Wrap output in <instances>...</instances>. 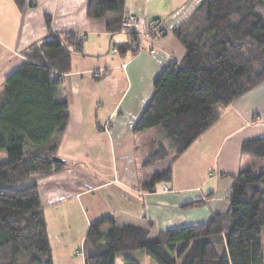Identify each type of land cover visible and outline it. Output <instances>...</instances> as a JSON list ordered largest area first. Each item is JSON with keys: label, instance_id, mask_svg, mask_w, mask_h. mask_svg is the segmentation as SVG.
<instances>
[{"label": "trees", "instance_id": "16d2710c", "mask_svg": "<svg viewBox=\"0 0 264 264\" xmlns=\"http://www.w3.org/2000/svg\"><path fill=\"white\" fill-rule=\"evenodd\" d=\"M87 15L106 18L109 31L122 30L126 0H89ZM129 33L136 41L138 34ZM175 33L185 55L156 77L134 127L136 133L160 127L168 139L146 162L169 159L144 183L150 191L172 178V163L219 119L218 105L264 81V0H203ZM83 47L76 33L32 43L0 91V151L7 153L0 162V264H54L39 179L67 164L54 161L69 119L68 101L60 96L72 54ZM242 152L264 158V136L245 141ZM231 176L228 212L203 223L152 237L149 228L116 226L112 215L91 221L85 264H117L121 252L123 264H142L133 254L140 251L156 264H264V170Z\"/></svg>", "mask_w": 264, "mask_h": 264}, {"label": "crops", "instance_id": "0c3cea01", "mask_svg": "<svg viewBox=\"0 0 264 264\" xmlns=\"http://www.w3.org/2000/svg\"><path fill=\"white\" fill-rule=\"evenodd\" d=\"M202 1L126 0V13L157 19L162 29L134 41L128 31H109L106 18H90L89 0H27L23 8L0 0V91L32 43L63 33L84 39L60 96L68 101L69 119L57 153L67 164L39 179L54 264H85L84 241L97 218L112 215L116 226L149 228L152 237L203 223L228 212L232 174L264 170V158L242 152L245 141L264 136L263 81L218 105L219 119L172 163L170 180L151 191L144 186L166 166L146 165L158 149L147 130L134 127L156 77L183 59L175 29ZM196 201L202 203L192 205Z\"/></svg>", "mask_w": 264, "mask_h": 264}, {"label": "rangeland", "instance_id": "374dc122", "mask_svg": "<svg viewBox=\"0 0 264 264\" xmlns=\"http://www.w3.org/2000/svg\"><path fill=\"white\" fill-rule=\"evenodd\" d=\"M219 107V106H218ZM148 141L149 144H152L154 147L159 149L160 144H167L168 139L166 138V135L162 128L156 127L154 129H148ZM7 159V153L5 150L0 151V162ZM160 163H164L165 166L168 165L169 160L166 159L165 162L160 161ZM156 166L154 168H151L150 170H155ZM125 253L121 252L118 256L117 259V264H123L122 257L124 256ZM135 256H138L139 260L141 261L142 264H156L150 257L144 253V251H140L139 253H133ZM56 264H64V263H56Z\"/></svg>", "mask_w": 264, "mask_h": 264}, {"label": "built area", "instance_id": "2783aa9c", "mask_svg": "<svg viewBox=\"0 0 264 264\" xmlns=\"http://www.w3.org/2000/svg\"><path fill=\"white\" fill-rule=\"evenodd\" d=\"M123 30L134 32L138 36L144 37L147 33L155 32L157 29L153 20H148L144 16L126 13L123 20ZM95 75L97 76L99 73ZM164 190H168V187L164 186Z\"/></svg>", "mask_w": 264, "mask_h": 264}, {"label": "water", "instance_id": "95a60500", "mask_svg": "<svg viewBox=\"0 0 264 264\" xmlns=\"http://www.w3.org/2000/svg\"><path fill=\"white\" fill-rule=\"evenodd\" d=\"M54 161L62 162V159L59 157H54Z\"/></svg>", "mask_w": 264, "mask_h": 264}]
</instances>
